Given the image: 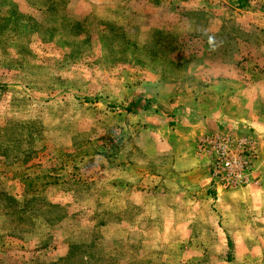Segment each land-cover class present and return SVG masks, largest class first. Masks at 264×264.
<instances>
[{"label": "rangeland", "instance_id": "rangeland-1", "mask_svg": "<svg viewBox=\"0 0 264 264\" xmlns=\"http://www.w3.org/2000/svg\"><path fill=\"white\" fill-rule=\"evenodd\" d=\"M0 264H264V0H0Z\"/></svg>", "mask_w": 264, "mask_h": 264}, {"label": "built area", "instance_id": "built-area-1", "mask_svg": "<svg viewBox=\"0 0 264 264\" xmlns=\"http://www.w3.org/2000/svg\"><path fill=\"white\" fill-rule=\"evenodd\" d=\"M198 150L210 158L209 184L217 191L243 187L254 178L252 140L213 133L198 140Z\"/></svg>", "mask_w": 264, "mask_h": 264}, {"label": "trees", "instance_id": "trees-1", "mask_svg": "<svg viewBox=\"0 0 264 264\" xmlns=\"http://www.w3.org/2000/svg\"><path fill=\"white\" fill-rule=\"evenodd\" d=\"M244 3H240L239 6H243ZM150 104V100L147 98H137L132 101L127 107L126 111L136 113L140 110H148Z\"/></svg>", "mask_w": 264, "mask_h": 264}, {"label": "crops", "instance_id": "crops-1", "mask_svg": "<svg viewBox=\"0 0 264 264\" xmlns=\"http://www.w3.org/2000/svg\"><path fill=\"white\" fill-rule=\"evenodd\" d=\"M209 175V171H208V168H207V176ZM209 180V179H208Z\"/></svg>", "mask_w": 264, "mask_h": 264}]
</instances>
